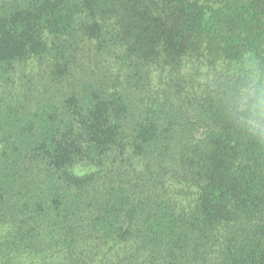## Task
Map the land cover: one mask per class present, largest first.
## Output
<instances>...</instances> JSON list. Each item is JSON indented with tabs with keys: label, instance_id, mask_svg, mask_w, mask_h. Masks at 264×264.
I'll return each mask as SVG.
<instances>
[{
	"label": "trees",
	"instance_id": "1",
	"mask_svg": "<svg viewBox=\"0 0 264 264\" xmlns=\"http://www.w3.org/2000/svg\"><path fill=\"white\" fill-rule=\"evenodd\" d=\"M246 58L264 0H0V264H264Z\"/></svg>",
	"mask_w": 264,
	"mask_h": 264
},
{
	"label": "clouds",
	"instance_id": "2",
	"mask_svg": "<svg viewBox=\"0 0 264 264\" xmlns=\"http://www.w3.org/2000/svg\"><path fill=\"white\" fill-rule=\"evenodd\" d=\"M222 100L231 119L242 131L264 141V67L246 58L221 83Z\"/></svg>",
	"mask_w": 264,
	"mask_h": 264
}]
</instances>
